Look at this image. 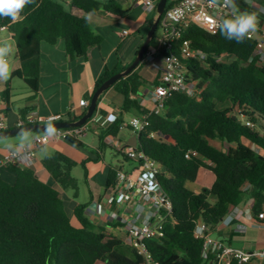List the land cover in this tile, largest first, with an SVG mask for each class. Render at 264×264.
I'll use <instances>...</instances> for the list:
<instances>
[{
	"label": "trees",
	"instance_id": "obj_1",
	"mask_svg": "<svg viewBox=\"0 0 264 264\" xmlns=\"http://www.w3.org/2000/svg\"><path fill=\"white\" fill-rule=\"evenodd\" d=\"M179 1L168 0L150 46L156 43L166 11ZM236 3L239 13H253L244 1ZM99 10L115 19L127 13L120 0H35L25 6L16 22L0 17V28H7L16 41L11 79H21L34 94L38 92L43 43L54 45L63 40L71 58L87 59L102 43L87 18ZM184 42L205 55L204 60L183 61L188 83L196 85L194 95L172 94L160 114H150V126L138 136V149L161 166L159 184L172 202L165 238L161 243L147 244L160 264H208L203 255L204 242L194 236L198 223L213 233L222 219L247 201H252L253 223H262L264 214V65L254 56L257 41L246 36L243 43H237L222 36L220 29L210 34L191 25L181 30L171 52L178 53ZM118 73L105 70L93 95ZM143 84L133 71L112 86L124 97L123 112H135L137 116L147 113L133 98ZM1 98L8 109L9 84ZM121 124L117 120L102 132V146L107 136L118 133ZM68 141L81 145L77 140ZM211 141H219L221 147ZM187 153L189 158L185 157ZM42 165L77 198V182L71 175L74 161L55 152ZM6 168L13 179L0 176V264H144L134 249L109 231L111 225L97 226L85 216L87 204L75 208V226L60 193L41 181L33 169ZM200 169L212 172L215 180L210 188L195 193L187 183L196 181ZM115 179L116 171L110 170L107 188Z\"/></svg>",
	"mask_w": 264,
	"mask_h": 264
},
{
	"label": "crops",
	"instance_id": "obj_2",
	"mask_svg": "<svg viewBox=\"0 0 264 264\" xmlns=\"http://www.w3.org/2000/svg\"><path fill=\"white\" fill-rule=\"evenodd\" d=\"M66 1L69 2V0ZM96 1L106 3L108 0ZM143 1L120 0L124 9L127 10L126 15L121 19L113 18L103 10L87 15L93 31L102 37L101 45L94 49L87 59L71 58L67 54L63 40H59L54 45L43 43L40 56L39 90L36 94L21 79H11L9 76L6 81H0V121L5 123L4 131L18 128L19 120L23 114L29 111H35L41 116L61 115L63 122L80 119L86 113L95 84L105 70L123 72L134 62L155 18V12L148 13L145 10ZM253 4L258 10L256 11L260 12L259 15H256L264 36V0ZM237 5L239 6V4ZM246 5L248 6L247 3ZM248 8L253 13H257L249 6ZM241 13L244 12L241 11ZM125 31L129 34L124 35ZM5 45L10 48L6 60L11 67L12 60L16 55V41L7 28L0 29V46ZM161 61V55L157 54L153 59H145L134 71L144 84L139 94L133 98L143 108L141 99L147 97L153 86L160 81L158 68ZM8 84L10 99L7 109L1 94L6 90ZM81 100H86L88 105L81 107L79 104ZM123 105L124 97L114 87L109 88L101 95L94 115V119L107 123L106 127L94 125L92 130L80 140V146H76L68 140H59L48 143L37 152L34 172L41 181L60 193L65 209L72 217V223L75 226H78V223L73 218V212L81 204L88 205L85 216L95 225L101 227L110 225V219L117 212V208L109 203L111 193V188H107L109 171L122 170L131 173L135 169V165L127 161L115 147L116 144L139 147L138 137L129 127L130 120L137 114L123 112ZM151 107L148 104L145 108ZM117 120L122 121L118 133L106 137L112 144L104 140V146H102L100 135ZM23 134H20L21 136L19 135L18 138H13L16 135L0 140V159L10 150L30 144L36 137V134L31 136ZM55 152L63 154L76 163L71 175L77 184L78 181L73 176V171L79 167L84 171L85 189L81 193L78 187L77 198H74L73 191L64 190L42 165V161ZM119 157L123 159V162ZM82 164H84V168ZM126 164H128L127 169ZM0 176L9 181L13 179L6 167H0ZM199 177L202 179L200 183L197 182ZM214 180L212 172L200 169L196 181L187 183V188L195 193H200L202 189L210 188ZM251 205L252 201H247L240 206L241 212L238 218L228 226L221 223L212 233V238L220 240L234 249L247 252L264 249V220L262 219L264 214L261 216V227H252ZM239 226H245V230L240 231Z\"/></svg>",
	"mask_w": 264,
	"mask_h": 264
},
{
	"label": "built area",
	"instance_id": "obj_3",
	"mask_svg": "<svg viewBox=\"0 0 264 264\" xmlns=\"http://www.w3.org/2000/svg\"><path fill=\"white\" fill-rule=\"evenodd\" d=\"M143 3L148 13L155 12L156 0H144ZM233 13L240 14L236 0H231V3L228 0H180L166 11L156 43L148 48L145 55V59L149 60L164 52L161 54L162 61L158 68L160 81L153 86L147 97L141 99L144 108L148 104L152 107L145 108L147 113L133 117L129 122V127L136 137L150 126V114H160L164 110L166 101L172 94L194 95L195 84L188 83L183 61L196 58L204 60L205 55L192 50L189 42L181 44L178 53L171 52L180 40L181 30L195 25L210 34H215L220 29V23L224 19L232 18ZM20 19L21 14L16 21ZM128 34L127 31L124 32V35ZM247 37L257 41L254 56L260 65H264V36L258 23L256 30L250 31ZM79 104L81 107L87 106L88 102L81 100ZM57 122H62L61 115L41 116L35 111H29L21 117L17 126L20 128ZM94 125L106 127L107 123L93 118L79 127L42 132L30 144L21 145L5 154L0 159V167L17 166L33 169L40 148L59 140L80 141ZM4 129L5 123L0 121V131ZM151 136L157 137V134L152 133ZM105 142L112 144L106 138ZM115 147L125 159L135 165V169L131 173L122 170L116 172L109 203L116 206L117 212L110 219L109 231L118 236L125 245L134 249L144 264H160L147 244L149 241L162 242L165 238V225L172 217V202L159 184L161 166L136 147L119 144ZM189 156L190 153L185 155L186 158ZM240 212L239 207L234 208L221 223L226 226L232 224ZM262 219L264 220V216ZM252 227L259 228L261 224L253 223ZM239 230L244 231L245 226H239ZM194 236L204 242L203 255L208 259V264H232L234 261L238 264H264V249L253 252L234 249L220 240L213 239L212 233H208L201 222L197 224Z\"/></svg>",
	"mask_w": 264,
	"mask_h": 264
},
{
	"label": "water",
	"instance_id": "obj_4",
	"mask_svg": "<svg viewBox=\"0 0 264 264\" xmlns=\"http://www.w3.org/2000/svg\"><path fill=\"white\" fill-rule=\"evenodd\" d=\"M168 0H159L156 4V10H155V18L152 23V26L150 30L148 31L146 35V39L140 48L134 62L123 72H120L118 74H115L111 78H109L107 81H105L94 93L90 105L86 111V113L78 120L76 121H69V122H57V123H51V124H36V125H28L20 128H16L13 130H7V131H1L0 132V140L10 138L19 134L28 133V132H48L56 129H63V128H70V127H79L87 123L88 121L92 120L94 118V115L97 111L98 102L101 97V95L107 91L109 88L114 86V84L119 81L122 78L127 77L130 75L133 71L137 69V67L144 61L146 52L150 46V43L152 39L154 38L155 32L157 31L159 27L160 20L165 12L166 5Z\"/></svg>",
	"mask_w": 264,
	"mask_h": 264
},
{
	"label": "clouds",
	"instance_id": "obj_5",
	"mask_svg": "<svg viewBox=\"0 0 264 264\" xmlns=\"http://www.w3.org/2000/svg\"><path fill=\"white\" fill-rule=\"evenodd\" d=\"M228 2L231 3V0ZM34 3L35 0H0V17H10L16 21L25 6ZM257 23L256 13H233L232 18L220 23V32L227 40L243 43L248 33L256 30ZM9 51L8 46H0V81H6L10 76L11 69L6 60Z\"/></svg>",
	"mask_w": 264,
	"mask_h": 264
},
{
	"label": "rangeland",
	"instance_id": "obj_6",
	"mask_svg": "<svg viewBox=\"0 0 264 264\" xmlns=\"http://www.w3.org/2000/svg\"><path fill=\"white\" fill-rule=\"evenodd\" d=\"M244 2H246L248 4V6L254 11V12H257L258 10L255 8L254 4L253 3H260L261 0H242ZM257 10V11H256ZM260 12H257L256 14L259 15ZM258 37V36H257ZM196 86V85H195ZM196 87H194V91L196 90L195 89ZM36 133L34 132H28V133H24L23 135L25 136H31V135H35ZM37 135H40V134H36ZM21 136V135H20ZM19 136H16V137H13V138H18ZM211 144L215 145L216 147H221V144L219 141H211L210 142ZM120 158V157H119ZM120 161L123 162V159L120 158ZM128 164H126V169H127V166ZM73 176L76 177L77 181H78V184H77V187H79V190L80 192L82 193L85 189V184H84V171L82 168H78V169H75L73 171ZM197 182H202V179L201 177H199V179L197 180ZM69 192L72 191V190H68Z\"/></svg>",
	"mask_w": 264,
	"mask_h": 264
}]
</instances>
